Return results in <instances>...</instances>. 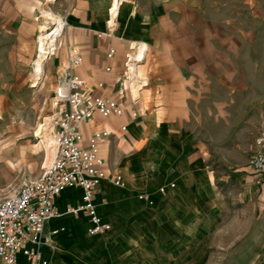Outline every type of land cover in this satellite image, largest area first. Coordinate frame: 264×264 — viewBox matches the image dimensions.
Listing matches in <instances>:
<instances>
[{"label": "crops", "instance_id": "1", "mask_svg": "<svg viewBox=\"0 0 264 264\" xmlns=\"http://www.w3.org/2000/svg\"><path fill=\"white\" fill-rule=\"evenodd\" d=\"M52 1L55 14L65 20L58 48L76 47L82 56L73 72L95 94L113 97L126 110L82 124L84 143L96 131L110 133L100 143L107 177L100 181L94 204L111 229L88 235L85 213L51 219L44 229L49 242L41 244L43 258L51 264L58 257H66L68 264H203L211 230L226 209L205 163L204 118L236 113L243 77L231 61L236 53L264 43V0ZM112 2L119 3L114 30L108 33ZM133 42L146 48L136 68L142 82L138 92L128 89L123 70ZM207 103L215 108L204 111ZM246 165L241 170L247 188L240 197L253 200L258 224L264 200L258 191L264 193V186L254 188ZM114 174L122 177L123 186L111 182ZM67 192L78 199L71 200ZM80 195L78 188H67L57 204L65 210L79 204ZM59 226L69 230L61 237L51 235ZM57 242L66 249L53 250ZM257 253L264 264V250ZM17 264H27L23 255Z\"/></svg>", "mask_w": 264, "mask_h": 264}, {"label": "rangeland", "instance_id": "2", "mask_svg": "<svg viewBox=\"0 0 264 264\" xmlns=\"http://www.w3.org/2000/svg\"><path fill=\"white\" fill-rule=\"evenodd\" d=\"M52 3V0H0V145H4L9 154L8 162L0 160V195L39 177L47 158L45 143L40 135L36 136V130L39 126L45 127V121L53 112V89L60 81V69L67 62V50L71 47L65 46L64 50L57 47L56 54H47L42 78L39 76L34 80L37 39L46 27L51 26L45 13L50 11L58 16ZM61 16L58 17L63 19ZM235 56L236 61L231 63L237 65V76L243 77V91L239 92L236 113L232 118H204L205 163L213 179L212 189L226 209L221 211L215 229L211 230L210 246L206 248L203 264H263L257 259V252L264 250V200L261 205L263 216L257 224L258 213L250 206L253 200L246 197L243 201L240 193L247 188L243 178L246 172L241 169L254 150L251 145L260 124L264 99V43L253 45L252 51L239 52ZM122 94L121 98L127 99V93ZM204 107L215 108L210 103L203 104L206 111ZM254 122L256 129H253ZM41 131L45 130L41 128ZM117 166L113 161V169ZM253 184L254 188H260ZM258 193L264 194L262 190ZM65 196L78 199L72 192ZM59 227L64 229L59 232V237L69 230ZM50 247L59 251L66 249L59 242ZM65 259L58 257L54 264L70 263ZM47 260L51 264V260Z\"/></svg>", "mask_w": 264, "mask_h": 264}, {"label": "built area", "instance_id": "3", "mask_svg": "<svg viewBox=\"0 0 264 264\" xmlns=\"http://www.w3.org/2000/svg\"><path fill=\"white\" fill-rule=\"evenodd\" d=\"M118 3L114 6L112 2L108 9V33L114 30ZM145 49L142 43H132L124 55V78L128 89H136L137 92L142 82L138 79L136 68L143 61ZM112 54L114 49L108 52L109 56ZM66 61L60 69V81L53 89V112L43 127L49 138L42 139L48 160H45L43 170L35 180L0 195V264H17L19 255L25 257L27 264H47L41 252L45 225L66 213H85L88 217L86 232L90 236L111 229L96 213L94 204L100 181L107 177L100 143L110 133L96 131L84 143L82 124L93 121L97 115L103 118L122 116L124 109L116 100L95 94L86 81L73 72L82 62L78 48H68ZM97 86L101 87L102 84L98 83ZM260 116L254 150L248 157L246 167L253 182L264 186V108ZM125 128L122 126L121 131ZM111 182L123 186L119 174H114ZM173 186L174 183L170 184V187ZM67 188H78L81 199L79 204L68 205L62 210L56 198ZM164 190V187L160 188L161 192ZM142 197L143 194L140 195ZM57 232L59 229L55 228L50 234Z\"/></svg>", "mask_w": 264, "mask_h": 264}, {"label": "bare ground", "instance_id": "4", "mask_svg": "<svg viewBox=\"0 0 264 264\" xmlns=\"http://www.w3.org/2000/svg\"><path fill=\"white\" fill-rule=\"evenodd\" d=\"M45 14L51 20V24H50L51 26L46 27L44 32L42 31V33L38 36V39H37L38 54H37V58L35 59V64L33 67L34 69L32 68L33 69L32 75H33V77H35L34 80L39 79L41 77L40 75H42V73L45 71V70L43 71V64L45 62L44 60L46 59L47 54L54 52L55 49L58 47L56 39L57 38L60 39L62 31H63L62 29L65 25L64 20L62 18L60 19L58 16H54L52 13H50V11L46 12ZM41 15H42V13H41ZM142 45L145 46L144 43H142ZM36 49H37V47H36ZM43 107H44V105H43ZM41 128H43V127L39 126L37 128L36 136L40 135L39 137H41L42 139L44 138V139L48 140L49 139L48 134L46 132H42ZM0 160L7 161V162L9 161L8 150H6V148H4V145L2 146V144L0 145ZM47 160H48V158L46 159V161ZM45 163H43V164H45ZM58 229H59V232L64 230L61 227H58Z\"/></svg>", "mask_w": 264, "mask_h": 264}]
</instances>
